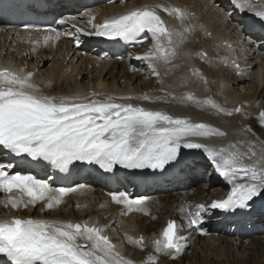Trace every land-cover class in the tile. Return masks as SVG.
Segmentation results:
<instances>
[{
    "label": "snow or ice",
    "instance_id": "obj_1",
    "mask_svg": "<svg viewBox=\"0 0 264 264\" xmlns=\"http://www.w3.org/2000/svg\"><path fill=\"white\" fill-rule=\"evenodd\" d=\"M231 3L242 12L246 8L250 10L246 0H231ZM157 9L174 16L181 25L187 18V14L176 7L144 6L106 19L96 26L94 32H84V35L134 41L141 34H150L152 47L136 58L147 62L151 74L159 79L160 66L171 64L177 56V49L185 43L186 34L193 29L182 27L177 30L167 26ZM254 15L264 21V11H257ZM59 22L69 23L66 20ZM72 27L77 33L83 31L75 24ZM59 37L60 34L56 33L54 37L45 36L44 41L47 43ZM195 55L205 58L203 53ZM174 67L176 65H172ZM236 68L239 74V66ZM189 72L202 79L197 69L190 68ZM32 76L23 69H0V153L20 158V163H28V158L36 162L46 161L60 171H66L75 161L95 163L105 171H112L114 165L125 169H164L171 162L179 163L178 154L182 148L203 149L215 171L231 185V190L226 199L213 201L207 206L196 205L194 211L188 206L181 207L187 227L193 231L200 230V213L205 207L227 212L251 208L254 198L264 200V148L258 156L251 143L246 151L241 152L237 144L230 143L216 149L193 142L190 137L222 136L225 133L204 123H193L188 118L133 103L176 101L185 106L224 111L211 99H198L191 92L179 97L170 92L162 97L97 92L54 96L45 94ZM233 111L239 113L241 108L236 107ZM225 114L231 115L232 112ZM258 123L264 127V111L259 113ZM247 130L251 131L250 128ZM246 160L252 163H245ZM13 167L11 161L0 163V193H18L7 197L3 202L5 208H34L43 202L44 210H53L62 203L64 196L77 191L76 188H52L34 175L13 173ZM111 200L128 211L142 210L138 206L144 203V198L132 200L123 192L112 193ZM105 227L109 226L90 221L20 216L0 219V264H134L125 259L104 234ZM126 239L135 247H149L143 236L138 239L128 236ZM188 239L181 224L168 219L151 239L152 251L144 264H159L160 255L174 260L184 252Z\"/></svg>",
    "mask_w": 264,
    "mask_h": 264
},
{
    "label": "bare ground",
    "instance_id": "obj_2",
    "mask_svg": "<svg viewBox=\"0 0 264 264\" xmlns=\"http://www.w3.org/2000/svg\"><path fill=\"white\" fill-rule=\"evenodd\" d=\"M157 4L198 15L197 20L187 15L181 25L174 16L157 9L167 26L177 30L182 27L193 29L186 34V41L177 49V56L171 64L160 66L159 79L151 74L147 62L136 58L143 56L152 47V41L130 51L121 61L113 62L103 60V48L90 44L89 40L94 35H84V32H94L96 26L106 19ZM226 5L225 0H138L90 7L73 19V23L83 31L77 33L75 28L66 27L59 33L55 49L49 46L41 48L35 42H25L19 35L0 28V57L3 63L6 59L12 62L5 63L9 68L32 73V80L48 95L97 92L162 97L170 92L179 97L182 93L191 92L198 99H211L224 111L185 106L176 101L133 103L185 117L193 123H204L225 133L222 136L190 137L193 142L216 149L227 147L230 143L237 144L241 152L246 151L251 143L253 151L259 156L264 148V127L258 123L259 113L264 111V53L257 48V44L253 48L256 51L254 55H249L246 51L250 39L247 37L250 35L249 22L259 20L254 13L264 11V0H246L250 10L246 8L243 12L230 9L231 15H236V11H239L244 19L231 18L225 12ZM199 22L206 27L203 33L196 24ZM242 25L243 28L240 27ZM208 32L211 33L209 37L206 36ZM225 42L230 43L232 48L223 47L222 43ZM196 53H203L205 58L201 59ZM235 57L240 58L237 60L240 64L239 75L237 69L232 70L228 64ZM172 65L176 67L172 68ZM167 68L172 70L167 71ZM190 68L197 69L202 79L192 76ZM162 88L164 91H161ZM236 107H240L241 112L233 111ZM229 111L232 112L231 115L225 114ZM249 128L251 131L247 130ZM190 151L187 156H206L203 149ZM245 163L252 161L246 160ZM194 165L188 170V179L175 185L174 192L157 188L137 196L136 199L144 198V203L138 206L142 210L134 208L128 211L123 205L114 203L111 195L100 185L93 183L84 185L82 189L79 188L80 185H74L72 188L77 191L63 197L62 203L53 210H44L43 202L34 208H5L3 202L13 194L0 193V219L20 216L73 222L90 221L109 226L105 227V232L111 236L124 258L132 260L134 264H144L152 251L151 239L158 234L160 226L168 218H172L181 224L183 234L189 236V239L184 252L174 260L160 255L159 264H264V209L257 213L254 207L257 201L264 203L260 198H254L251 208L245 209L247 212L243 216V222L230 236H227V230L237 224L227 227V221L222 222L223 215L210 207H205L200 213V226L204 227L205 235H198L187 227L184 214L181 213L182 206H188L190 211H194L196 205L207 206L213 201L226 199L231 190V185L223 181L222 176L214 178L211 175L201 182L197 172L204 164L197 162ZM131 195L128 194L129 198ZM122 212L126 214L121 215ZM128 236L133 239L143 236L149 247L141 249L129 244L126 239Z\"/></svg>",
    "mask_w": 264,
    "mask_h": 264
}]
</instances>
